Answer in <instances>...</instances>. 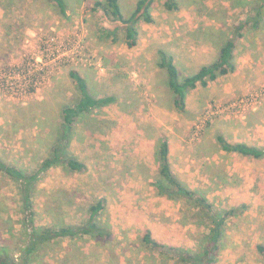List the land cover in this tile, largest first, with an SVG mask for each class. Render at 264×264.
Returning <instances> with one entry per match:
<instances>
[{
  "label": "rangeland",
  "instance_id": "1",
  "mask_svg": "<svg viewBox=\"0 0 264 264\" xmlns=\"http://www.w3.org/2000/svg\"><path fill=\"white\" fill-rule=\"evenodd\" d=\"M66 1L64 18L49 0H0V159L27 173L39 170L57 145L63 108L79 100L71 71L86 78L95 98L118 101L78 122L69 153L87 170L59 165L42 177L32 227L25 221L18 184L0 174V247L23 264L32 229L85 227L91 208L103 201L96 222L111 234L109 240L83 235L51 240L30 255L29 263L179 264L145 245L147 231L166 246L202 251L210 216L193 203L160 196L155 187L159 141L165 136L175 152L179 144L188 152L182 160L176 155L180 166L192 170L181 176L185 184L207 195L215 210L231 214L215 264H264L257 249L264 245V159H226L240 170L234 173L206 166L196 153L204 140L211 149L217 135L264 147V75L256 70L264 64L258 62L254 39L259 31L245 28L236 51L243 69L192 91L185 113L175 108L167 74L158 67L160 50L175 54L181 80L215 63L218 55L206 45L215 39H206L205 29L218 17L232 37L250 17L251 0H180L182 9L172 13L164 9L166 0H158L154 24L139 25L134 49L127 47L122 25L96 8L107 0ZM138 1L120 0L126 18ZM246 38L252 43L241 48ZM237 126L241 134L232 136ZM194 173L203 180L194 182Z\"/></svg>",
  "mask_w": 264,
  "mask_h": 264
},
{
  "label": "trees",
  "instance_id": "2",
  "mask_svg": "<svg viewBox=\"0 0 264 264\" xmlns=\"http://www.w3.org/2000/svg\"><path fill=\"white\" fill-rule=\"evenodd\" d=\"M158 0H139L133 13L126 18L121 9L120 0H107L97 2L96 8L103 11L105 15L113 21L122 25L127 39V47L134 49L138 46L140 36L139 25L145 23L154 24L153 7ZM50 3L59 9L62 17H68V3L66 0H49ZM246 2H248L246 0ZM250 17L245 22H241L235 27V32L228 40L224 42L218 52V60L208 66L202 67L196 74L180 79V71L176 65L174 56L165 50H160L158 67L167 74V87L174 96V106L180 112H187L188 95L200 87L208 88L211 83H215L221 78L227 77L236 72V51L240 43L245 39V28L249 25L253 32L259 31V37L264 43V0H251L248 2ZM247 5V4H245ZM180 0H166L164 9L167 12H177L180 10ZM118 31V29H116ZM256 35V34H255ZM70 76L76 83L79 93V100L74 105L65 106L62 110L61 134L57 140V145L53 148L48 158H46L38 171L27 173L18 169L9 163L0 159V174L12 179L19 186L22 209L25 215V221L30 227L35 224L36 212L34 210V194L42 177L51 171L54 167L65 165L69 171L84 172L87 170V164L73 157L69 153L72 139L75 134L76 126L82 118L91 114L94 110L103 111L117 103L114 97H105L97 99L90 93V88L86 78L79 72L71 71ZM217 144L220 149L231 155H239L243 158L252 160L264 159V147L251 146L247 143H232L223 135L216 136ZM160 146L157 154V161L160 166L159 180L155 187L160 196H165L170 200H182L193 203L200 211L210 216L211 226L207 235L205 248L198 253H190L182 248L175 246H166L155 240L152 232L147 231L143 241L152 251L167 257L169 260H177L179 264H215L217 256L221 250L222 240L225 234L226 221L231 217L229 213H221L215 210L209 200L199 191L191 189L182 182L174 173L170 160V144L168 138L161 136ZM104 204L100 201L91 208L90 223L85 226L62 227L55 229H45L43 232H37L32 229L29 232V242L22 256L23 264H28L30 255L35 253L40 245H44L51 240L64 238H77L78 236H93L95 238L108 239L111 234L102 228L96 222L100 212L103 211ZM7 248L0 247V264H19L16 260L9 258ZM258 252L264 257V245L257 247ZM30 264V263H29Z\"/></svg>",
  "mask_w": 264,
  "mask_h": 264
},
{
  "label": "crops",
  "instance_id": "3",
  "mask_svg": "<svg viewBox=\"0 0 264 264\" xmlns=\"http://www.w3.org/2000/svg\"><path fill=\"white\" fill-rule=\"evenodd\" d=\"M181 9H182V6H180V10ZM194 17H195V19H198L196 16H194ZM200 19H202V21L205 22L207 18L200 17ZM218 20H220L218 17L217 18H213L211 20V24L208 25V27L205 29L206 36H207L206 39H208V37L212 38V39H215L214 42L209 41V42L206 43V45L208 47L207 49H209V51L211 53H217V54H218L221 46L224 44V42L229 39L227 37V34H226L227 33V29L226 28H227L228 24L226 22H224V23L223 22H218ZM205 23H207V22H205ZM191 30L192 31H196L195 29H192V28H191ZM224 36L227 37V39L223 42V40H221L220 38L221 37L224 38ZM254 39H256L255 48L258 45L256 50H258L259 57L261 58V59H259L258 62L260 63V65H263L264 64V43H262L259 35L254 36ZM250 40L251 39L246 38V42L243 43V46L241 48H245L246 46L249 45V43H252ZM172 54L175 56L174 53H172ZM236 67H237L236 72L231 74V75H229V76H227V77L234 76L239 71H241L243 69V67L239 66V63H237V61H236ZM256 70L260 71V74L264 75V69H261L259 65H258ZM227 90H228V88H227ZM254 125L255 124H251L249 126V129H253L252 127H255ZM240 129L241 130H247L246 127L244 128L243 126H240ZM229 133L232 136H236V135H240L241 134L238 131V126L237 127H232ZM168 141H169V144H170V160H171V164L173 165V169L175 170V171L174 170L173 171H174V173L178 176V178L182 182L187 183L186 181L181 179V176H188L187 174H190L192 172V170L190 169L189 172H188L187 166L186 167H184L182 165L180 166V163L178 162V159L176 158V155H177V157H179V159L182 160L183 156L188 154V152L186 151V148H184L183 145H180V144L178 146L179 149L175 152L174 149H173V146H172L173 145L172 140H169V138H168ZM204 142H205V140L202 141L199 145H197L196 153L201 152V154H202V156L204 158V161H206V166L207 165H211V166H213L215 168V167H219L221 165V166H224V168L226 170H228V171L232 170V172H234V173H240V170L237 169L235 165H231L229 163V161H227L226 159L232 158L231 159L232 162L235 159H241V160L244 159V160H247V161L252 160V159L243 158V157H241L239 155H231V154H227V153L223 152L220 149L221 147L217 144L216 137H215V141L211 145V149H210V146H208ZM236 143H247V144H249L247 141H245V142H241L240 141V142H236ZM249 145L256 146V145H253V144H249ZM257 147H260V146H257ZM210 151H211V153H210ZM209 153H210V155L207 156V154H209ZM189 157H190V155H189ZM225 160H226V162H225ZM207 161H208V163H207ZM253 161H256V160H253ZM175 164H178V166H176ZM229 165H231V166H229ZM176 167L179 168L178 171H177ZM183 173H187V174H183ZM204 175L206 177V173L205 172H204ZM202 176H203V174L194 173V182H201L203 180ZM188 186H190V188L192 187L194 190L198 189V188H195L194 186H191V185H188ZM197 191H199V190H197ZM200 193L203 195L202 192H200ZM204 196L208 199L207 195L204 194ZM209 202H210V200H209Z\"/></svg>",
  "mask_w": 264,
  "mask_h": 264
}]
</instances>
